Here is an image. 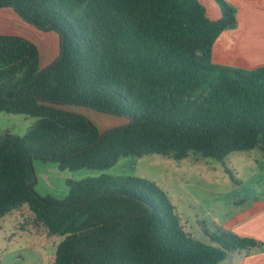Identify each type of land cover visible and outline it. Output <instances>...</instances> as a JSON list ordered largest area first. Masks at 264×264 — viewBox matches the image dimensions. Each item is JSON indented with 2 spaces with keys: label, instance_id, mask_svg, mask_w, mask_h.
<instances>
[{
  "label": "trees",
  "instance_id": "trees-1",
  "mask_svg": "<svg viewBox=\"0 0 264 264\" xmlns=\"http://www.w3.org/2000/svg\"><path fill=\"white\" fill-rule=\"evenodd\" d=\"M216 2L212 20L199 0H0L61 37L41 70L34 43L0 35V113L37 120L24 136L0 137V220L28 207L34 226L62 238L55 264H221L263 246L229 231L198 241L169 195L139 177L69 179L64 199L35 191L34 159L77 171L152 154L264 155V67L213 62L215 41L237 25L236 8ZM66 105L129 122L101 131Z\"/></svg>",
  "mask_w": 264,
  "mask_h": 264
},
{
  "label": "rangeland",
  "instance_id": "rangeland-1",
  "mask_svg": "<svg viewBox=\"0 0 264 264\" xmlns=\"http://www.w3.org/2000/svg\"><path fill=\"white\" fill-rule=\"evenodd\" d=\"M42 35L52 36L50 32ZM40 42L45 45L44 49L49 45V39L40 38ZM82 108L86 112L78 111L88 114L102 131L108 125L111 128L127 123L124 117ZM36 121L26 115L0 113V137L5 133L24 136ZM261 154L259 149L234 152L223 162L198 152H191L180 161L159 154L129 156L121 158L111 169L77 171H60L56 163L34 159L35 191L43 197L64 199L69 192L66 183L69 179L78 181L102 175L147 179L169 195L185 230L198 241L211 244L210 235L225 232L226 221L238 207L264 192V157ZM14 215L0 220L2 264H55L62 238L50 237L44 228L34 226V217L26 206Z\"/></svg>",
  "mask_w": 264,
  "mask_h": 264
},
{
  "label": "crops",
  "instance_id": "crops-1",
  "mask_svg": "<svg viewBox=\"0 0 264 264\" xmlns=\"http://www.w3.org/2000/svg\"><path fill=\"white\" fill-rule=\"evenodd\" d=\"M199 1L205 5L210 19L217 20L222 16L216 0ZM226 1L236 8L237 25L226 29L215 41L212 52L213 62L248 70L264 67V0ZM44 32L27 23L13 8H0V35L19 36L34 43L40 53L41 70L54 63L61 54L60 35L49 31L52 36L45 37L42 35ZM40 38L49 39V45L45 49ZM59 107L91 119L88 114L78 111L80 109L86 112L81 107L67 105ZM109 126H105L103 130L110 129ZM261 157L264 155L261 154ZM16 213L18 214V211ZM14 214L15 212L11 215L15 216ZM225 230L240 237L256 239L263 246L251 251L231 252L221 264H264V192L238 207L232 218L226 221Z\"/></svg>",
  "mask_w": 264,
  "mask_h": 264
},
{
  "label": "water",
  "instance_id": "water-1",
  "mask_svg": "<svg viewBox=\"0 0 264 264\" xmlns=\"http://www.w3.org/2000/svg\"><path fill=\"white\" fill-rule=\"evenodd\" d=\"M7 98H13V93H9V94H7Z\"/></svg>",
  "mask_w": 264,
  "mask_h": 264
}]
</instances>
